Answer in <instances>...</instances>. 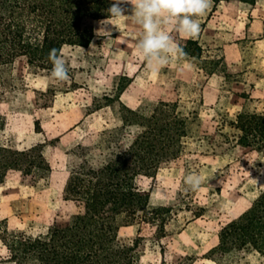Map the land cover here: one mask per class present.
I'll use <instances>...</instances> for the list:
<instances>
[{
	"label": "rangeland",
	"instance_id": "rangeland-1",
	"mask_svg": "<svg viewBox=\"0 0 264 264\" xmlns=\"http://www.w3.org/2000/svg\"><path fill=\"white\" fill-rule=\"evenodd\" d=\"M122 7L125 15H132L131 4ZM194 18L200 23L199 35H178L196 41L201 58L173 56L156 73L147 68L135 47L143 29L131 17H119L104 26L109 35L99 33L100 21L107 19L95 22L94 37L87 47L62 48L68 80L31 74L21 80L17 72L7 74L11 86L3 92L2 106L12 118L11 124L0 130V144L19 149L42 145L51 173L33 186L21 184L16 174H10L0 185V221L6 219L10 230L26 235L44 234L56 214L73 210L63 199L65 152L87 132L120 124L118 96L121 104L144 115L159 100H170L189 118L185 154L200 157L189 172L182 157L159 169L153 178H142L140 184L150 191L151 207L176 204L177 189L182 187L186 202L176 208L167 230L175 234L178 249L191 259L190 264H216L207 254L217 244V231L240 216L264 191V159L254 151L241 153L236 146L224 155H215L201 132L220 129L236 139L240 135L235 128L239 113H264V0H256L252 11L226 2L212 3L204 15ZM172 29L164 26L173 39ZM48 83L57 90L52 107L38 109L32 90H43ZM103 94L112 96L106 101L94 100ZM98 103H111L112 108L87 114L86 107L94 109ZM237 158L244 162L241 168L225 171ZM190 173L203 178L199 190H186L184 178ZM186 205L208 208L205 217L213 220L211 227L194 218ZM134 232V227L123 228L120 236ZM5 254L0 241V264H11L5 262ZM159 263L158 247L148 241L138 264Z\"/></svg>",
	"mask_w": 264,
	"mask_h": 264
},
{
	"label": "trees",
	"instance_id": "trees-1",
	"mask_svg": "<svg viewBox=\"0 0 264 264\" xmlns=\"http://www.w3.org/2000/svg\"><path fill=\"white\" fill-rule=\"evenodd\" d=\"M226 2L247 11L256 0H213ZM111 0H0V130L11 124L12 114L2 106L3 92L9 88L7 74L17 72L50 78L49 50L64 46L87 47L92 41L95 22L108 19ZM173 41L184 49L186 57L199 60L201 47L192 39L181 38L173 30ZM61 54V52H60ZM56 89L47 84L33 89L38 109L52 107ZM121 92L119 89L118 93ZM116 93V92H115ZM118 95V94H117ZM103 94L102 98L108 100ZM120 124L101 131L87 132L80 142L65 152L66 179L63 199L73 210L56 214L44 234L36 236L10 230L8 221H0V241L5 247V262L11 264H138L146 243H155L159 264H190L177 246L175 234L167 225L177 207L186 202L182 187L177 203L151 207L150 191L142 188V178H153L159 169L184 158L185 171L200 155L185 154L189 136V118L178 111L177 102L159 100L144 115L119 102ZM110 102V101H109ZM111 107L98 103L87 114ZM232 139L220 129L202 131L210 151L224 155L235 146L241 153L254 151L264 159V113H239ZM36 130H38L36 128ZM38 132V131H37ZM42 145L19 149L0 144V185L10 174L19 182L33 186L51 173ZM237 158L224 170L241 168ZM264 173V169H263ZM205 226L213 220L205 217L206 207L186 205ZM134 227L133 235L120 236L123 228ZM216 264H264V191L237 218L217 231V244L207 254Z\"/></svg>",
	"mask_w": 264,
	"mask_h": 264
},
{
	"label": "clouds",
	"instance_id": "clouds-1",
	"mask_svg": "<svg viewBox=\"0 0 264 264\" xmlns=\"http://www.w3.org/2000/svg\"><path fill=\"white\" fill-rule=\"evenodd\" d=\"M213 0H111L107 9L108 19L100 21L101 31L109 20L119 17H131L143 29L136 42L138 55L143 59L147 68L158 72L165 67L171 57H184L187 53L176 44L164 30V26H172L173 30L188 38H195L201 31L198 19L212 6ZM124 4H131L132 15H125ZM104 33L108 32L103 31ZM98 33V34H99ZM61 49L49 50L48 59L52 63L51 77L57 81L69 79L68 68ZM203 178L196 173H190L184 178L186 190H199Z\"/></svg>",
	"mask_w": 264,
	"mask_h": 264
}]
</instances>
